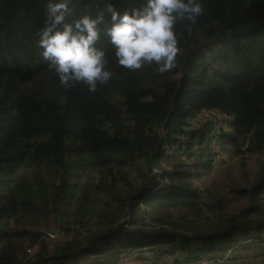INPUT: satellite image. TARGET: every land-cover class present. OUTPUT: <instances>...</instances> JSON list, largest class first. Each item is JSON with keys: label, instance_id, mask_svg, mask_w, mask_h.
<instances>
[{"label": "trees", "instance_id": "16d2710c", "mask_svg": "<svg viewBox=\"0 0 264 264\" xmlns=\"http://www.w3.org/2000/svg\"><path fill=\"white\" fill-rule=\"evenodd\" d=\"M109 2L123 11L143 0L70 7L95 14ZM200 2L198 21L176 28L172 70L129 71L109 55L113 76L93 93L64 88L41 58L46 0H0V264H192L202 254L248 264L250 252L264 264V161L258 180L229 199L205 195L177 165L149 175L170 158L166 145H188L187 120L203 111L229 120L219 137L235 156H264V0ZM99 46L110 53L103 35ZM51 219L66 234L52 247L38 231Z\"/></svg>", "mask_w": 264, "mask_h": 264}, {"label": "clouds", "instance_id": "9594fccd", "mask_svg": "<svg viewBox=\"0 0 264 264\" xmlns=\"http://www.w3.org/2000/svg\"><path fill=\"white\" fill-rule=\"evenodd\" d=\"M72 0H46L47 20L37 32L41 58L60 85H98L113 76L108 56L129 71L155 65L160 74L172 70L178 53V25L195 24L203 15L200 0H143L139 7L119 10L106 3L95 14L75 16ZM69 17H74L69 20ZM107 38L110 53L99 46Z\"/></svg>", "mask_w": 264, "mask_h": 264}, {"label": "rangeland", "instance_id": "374dc122", "mask_svg": "<svg viewBox=\"0 0 264 264\" xmlns=\"http://www.w3.org/2000/svg\"><path fill=\"white\" fill-rule=\"evenodd\" d=\"M228 123L229 120L216 111H203L194 118H189L185 128L189 135L180 138L188 142V145L185 142L181 145H166V156H170V158L168 160H164V157L161 158L158 164L152 167L149 175L165 171L171 173L174 166L177 165L181 167L182 171L192 174L188 179L192 186L203 191L205 195L223 197L224 199L232 198L235 189L250 187L259 178L258 174L264 156L255 152L246 153V151L242 156H235L232 149L223 147L219 134L228 130ZM198 131L197 136L191 139L190 135ZM198 162L209 164L208 167H197ZM164 178L166 180L164 183L168 184L169 180L165 176ZM135 183L133 182V185ZM247 204L248 201L243 199L231 203L228 209L229 211L238 210ZM207 217L209 215L204 214L202 219H207ZM43 228L54 230L58 228V225L51 219L46 225L38 228V231L40 232ZM35 230L37 232V228ZM253 254L254 252L243 254L250 255V259L243 261L248 264H260V259L255 258ZM202 256L203 258L207 257L206 254H202ZM159 261L164 264H176L168 257L159 259ZM152 262L134 260L133 256H125L119 264H151ZM205 263H209V261Z\"/></svg>", "mask_w": 264, "mask_h": 264}, {"label": "built area", "instance_id": "2783aa9c", "mask_svg": "<svg viewBox=\"0 0 264 264\" xmlns=\"http://www.w3.org/2000/svg\"><path fill=\"white\" fill-rule=\"evenodd\" d=\"M40 233H41V241L40 242L47 244L50 247L59 244L66 237V234L63 232V230H59V229L50 230L47 228H43V229H41ZM38 245L39 244L28 248L26 250V256L27 257L33 256L38 249ZM206 261H209V263H205ZM192 264H215V263H213V261H211L209 258L206 257V258H203L202 260L194 262Z\"/></svg>", "mask_w": 264, "mask_h": 264}]
</instances>
